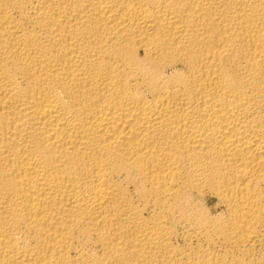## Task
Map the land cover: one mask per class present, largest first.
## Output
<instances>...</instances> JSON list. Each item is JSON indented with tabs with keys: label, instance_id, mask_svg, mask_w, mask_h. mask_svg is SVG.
Wrapping results in <instances>:
<instances>
[{
	"label": "bare ground",
	"instance_id": "1",
	"mask_svg": "<svg viewBox=\"0 0 264 264\" xmlns=\"http://www.w3.org/2000/svg\"><path fill=\"white\" fill-rule=\"evenodd\" d=\"M0 264H264V0H0Z\"/></svg>",
	"mask_w": 264,
	"mask_h": 264
}]
</instances>
